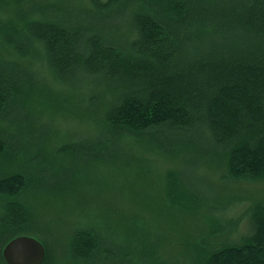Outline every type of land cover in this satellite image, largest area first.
Wrapping results in <instances>:
<instances>
[{"label": "trees", "instance_id": "trees-1", "mask_svg": "<svg viewBox=\"0 0 264 264\" xmlns=\"http://www.w3.org/2000/svg\"><path fill=\"white\" fill-rule=\"evenodd\" d=\"M16 4L15 19L7 22L0 3V264H7L6 243L35 231L19 198L42 188L47 167L32 175L20 168L55 167L68 157H125L120 143L158 147L162 155L185 162L167 175L180 187L176 198L195 207L206 203L215 222L201 238L195 264H264V198L247 201L239 212L246 199L206 200L193 180L194 166L203 165L199 159L207 163L218 154L227 175L264 178V0ZM45 76L78 93L94 124L93 136L87 131L68 137L50 156L42 149L32 152L28 144H38L37 138L24 133L32 126L23 114L31 111L25 95L35 100L46 92ZM14 153L23 155L19 168L11 166ZM118 236L116 230L79 228L64 259L54 255L53 243L41 240L46 252L41 264L151 261L150 254L135 259L136 245L119 246Z\"/></svg>", "mask_w": 264, "mask_h": 264}, {"label": "rangeland", "instance_id": "rangeland-1", "mask_svg": "<svg viewBox=\"0 0 264 264\" xmlns=\"http://www.w3.org/2000/svg\"><path fill=\"white\" fill-rule=\"evenodd\" d=\"M18 1L21 0H0L1 10H4L2 17L7 22L15 19ZM43 87L41 91L46 92L36 95V101L31 95L24 98L29 110L34 109V115L31 111L23 113L28 125H32L24 133L30 132L31 140L37 138L38 141V144L32 141L28 144L32 152L42 149L43 154L50 156L68 137H82L87 131L93 136L91 112L85 109L86 102L78 93L70 92L69 87L47 76ZM28 146L25 144V150ZM118 146L127 152L125 157L103 160L68 157L54 162L55 167L42 163L41 167L20 168L32 175L47 167L42 173V188L23 192L19 198L34 226L33 237L53 243L54 255L64 259L68 252L67 242L75 230L90 226L107 234L116 230L121 235L115 239L117 245L122 243L127 248L136 245L135 259L143 260L150 254L152 264H195L201 238L208 237L215 222L214 212L206 203L195 207L192 202L181 204L176 198L180 187L168 181L167 175L173 168H184L185 162L162 155L158 147L132 149L123 143ZM22 156L11 154L13 168L16 163L20 167L18 158ZM199 161L202 166L190 165L197 168L193 180L196 189L205 193L206 200L242 197L246 202L237 207L241 212L247 201L264 198V178L236 179L227 175L222 154L213 156L207 163ZM61 165L63 167L57 169ZM217 200L212 203L220 208ZM227 210L226 214L235 215L234 210ZM218 220L221 222L220 218Z\"/></svg>", "mask_w": 264, "mask_h": 264}, {"label": "water", "instance_id": "water-1", "mask_svg": "<svg viewBox=\"0 0 264 264\" xmlns=\"http://www.w3.org/2000/svg\"><path fill=\"white\" fill-rule=\"evenodd\" d=\"M45 254L41 241L27 235L11 239L2 249V256L7 264H41Z\"/></svg>", "mask_w": 264, "mask_h": 264}]
</instances>
